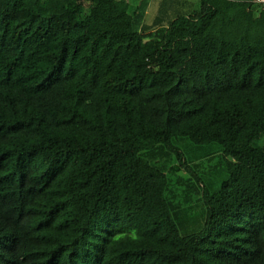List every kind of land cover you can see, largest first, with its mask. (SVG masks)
Listing matches in <instances>:
<instances>
[{"label": "trees", "instance_id": "obj_1", "mask_svg": "<svg viewBox=\"0 0 264 264\" xmlns=\"http://www.w3.org/2000/svg\"><path fill=\"white\" fill-rule=\"evenodd\" d=\"M132 8L0 0V264H264V6Z\"/></svg>", "mask_w": 264, "mask_h": 264}, {"label": "rangeland", "instance_id": "obj_2", "mask_svg": "<svg viewBox=\"0 0 264 264\" xmlns=\"http://www.w3.org/2000/svg\"><path fill=\"white\" fill-rule=\"evenodd\" d=\"M132 4V9H139L142 13V25H152L157 21V17L160 18L162 24H167L168 21L179 14H186L192 10L198 9L200 6V0H129ZM182 150L186 153L188 159L193 160L195 157H201L205 152L215 151L212 160H208L201 172H206L203 176L205 182L212 181L213 185L218 187L222 181L227 178V170L224 167L219 166L216 168L217 161L222 160L220 145L217 143L199 147L193 144L188 139L183 140L180 143ZM204 163V162H203ZM209 185V184H208ZM183 221L181 224V231L184 234L195 232L199 230L204 224L205 208L201 203L193 201L192 204L186 206L183 210ZM184 223V224H183Z\"/></svg>", "mask_w": 264, "mask_h": 264}, {"label": "built area", "instance_id": "obj_3", "mask_svg": "<svg viewBox=\"0 0 264 264\" xmlns=\"http://www.w3.org/2000/svg\"><path fill=\"white\" fill-rule=\"evenodd\" d=\"M252 1L264 6V0H252Z\"/></svg>", "mask_w": 264, "mask_h": 264}]
</instances>
